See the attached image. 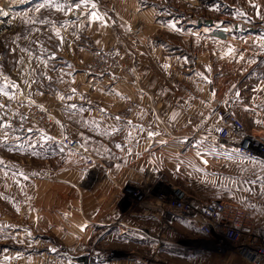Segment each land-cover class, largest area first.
Returning <instances> with one entry per match:
<instances>
[{
    "label": "rangeland",
    "instance_id": "374dc122",
    "mask_svg": "<svg viewBox=\"0 0 264 264\" xmlns=\"http://www.w3.org/2000/svg\"><path fill=\"white\" fill-rule=\"evenodd\" d=\"M135 1V10L155 11L159 21L168 17L174 26L199 32L215 92L211 100L207 95L205 114L200 115L204 129L190 132L188 148H174L173 163L155 159L150 166L144 164L152 176L142 170V177L126 181L125 190L136 186L145 193L143 202L152 198L162 208L159 194L173 184L201 199L223 198L247 206L255 224L264 227V161L232 154L215 137L220 123L216 110L222 108L264 138V0ZM125 2L0 0V264H16L11 250H33L26 247L30 243L15 244L12 237L21 234L25 207L34 204L32 190L55 185L57 168L65 164L66 156H83L89 166L94 158L117 154L116 82L122 48L115 27L128 8ZM139 27L141 31L142 24L136 23L130 31L137 39H141ZM63 139L78 141L80 147L67 146ZM188 149L190 153L181 155ZM88 184L86 178L76 186ZM44 198L48 202L53 196ZM174 219L164 238L167 246L160 236L153 239L150 233L133 229L148 238L140 247L126 250L128 260L245 264L226 245L217 251L193 220ZM64 231L59 228L54 237L46 228L42 246L67 252ZM77 262L94 260L85 256Z\"/></svg>",
    "mask_w": 264,
    "mask_h": 264
},
{
    "label": "crops",
    "instance_id": "0c3cea01",
    "mask_svg": "<svg viewBox=\"0 0 264 264\" xmlns=\"http://www.w3.org/2000/svg\"><path fill=\"white\" fill-rule=\"evenodd\" d=\"M135 5V0H126L128 8L115 27L122 48L116 82L117 154L94 158L89 166L83 156L68 155L57 168L55 185L32 190L34 204L25 207L21 234L12 238L15 244L34 248L11 250L16 264H79L77 259L85 256L92 264H144L127 257V249L140 247L148 238L133 229L168 243L164 238L179 215H155L163 207L152 198L132 205L124 191L126 181L142 177V170L151 177V168L144 164L150 166L155 159L173 163L174 148H188L190 132L204 129L200 115L205 114L207 95L208 100L214 96L215 83L207 77L208 53L199 32L174 26L168 17L159 21L157 12L135 10ZM136 23L142 24L141 39L130 32ZM219 142L232 146L229 140ZM86 178L88 186L77 188ZM46 195L53 198L47 202ZM46 228L54 237L59 228H66L62 241L69 245L67 252L42 246Z\"/></svg>",
    "mask_w": 264,
    "mask_h": 264
},
{
    "label": "built area",
    "instance_id": "2783aa9c",
    "mask_svg": "<svg viewBox=\"0 0 264 264\" xmlns=\"http://www.w3.org/2000/svg\"><path fill=\"white\" fill-rule=\"evenodd\" d=\"M140 29L137 28V33H141ZM216 115L220 121L215 135L218 140H229L231 148L239 156L264 161V138L257 134V130H247L243 121L230 110L218 109ZM63 142L72 148L80 147L78 141L63 139ZM125 193L133 203H141L145 199V193L136 186L128 187ZM159 201L163 210L158 215L165 218L172 212L193 220L217 251L222 252L226 245L245 264H264V227L255 224L251 208L223 198L201 199L173 184H168L160 192Z\"/></svg>",
    "mask_w": 264,
    "mask_h": 264
},
{
    "label": "snow or ice",
    "instance_id": "6c2138e0",
    "mask_svg": "<svg viewBox=\"0 0 264 264\" xmlns=\"http://www.w3.org/2000/svg\"><path fill=\"white\" fill-rule=\"evenodd\" d=\"M81 2H86V0H81ZM44 5H41V7H43ZM75 7H80V3H76L75 4ZM93 7H95V5H93ZM39 10V9H38ZM58 10H60V11H63V9L61 8V9H58ZM69 10H71V9H69ZM5 15H6V13H4ZM93 16L96 18V19H99V17L98 16H95V13H93ZM74 91V90H73ZM5 95H7V93H5Z\"/></svg>",
    "mask_w": 264,
    "mask_h": 264
}]
</instances>
